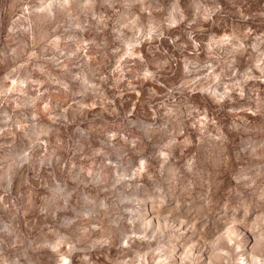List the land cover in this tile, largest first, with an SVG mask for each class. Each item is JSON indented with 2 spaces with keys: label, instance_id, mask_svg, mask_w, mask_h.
<instances>
[{
  "label": "rangeland",
  "instance_id": "374dc122",
  "mask_svg": "<svg viewBox=\"0 0 264 264\" xmlns=\"http://www.w3.org/2000/svg\"><path fill=\"white\" fill-rule=\"evenodd\" d=\"M264 264V0H0V264Z\"/></svg>",
  "mask_w": 264,
  "mask_h": 264
},
{
  "label": "bare ground",
  "instance_id": "6f19581e",
  "mask_svg": "<svg viewBox=\"0 0 264 264\" xmlns=\"http://www.w3.org/2000/svg\"><path fill=\"white\" fill-rule=\"evenodd\" d=\"M248 262L246 260H244V264H247Z\"/></svg>",
  "mask_w": 264,
  "mask_h": 264
}]
</instances>
